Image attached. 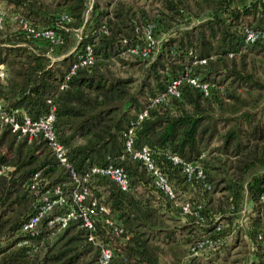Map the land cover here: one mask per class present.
Wrapping results in <instances>:
<instances>
[{"label":"trees","instance_id":"obj_1","mask_svg":"<svg viewBox=\"0 0 264 264\" xmlns=\"http://www.w3.org/2000/svg\"><path fill=\"white\" fill-rule=\"evenodd\" d=\"M90 2L88 8V0H0L5 9L0 26L4 108L16 109L18 118L35 119L53 106L56 139L78 177L94 164L124 168L125 189L94 173L80 183L87 187L81 205L92 200L103 204L122 224L123 231L115 236L102 220L105 214L96 216L102 242L113 249L109 264H264V242L255 236L264 233V37L243 41L245 26H264V0ZM60 13L69 17L64 23L68 30L60 26ZM13 15L59 30L64 41L55 52L70 47L74 28L81 27V37L75 49L51 59L48 44L25 38ZM148 23L153 33L165 34L154 58L145 63L126 49L142 41ZM85 43L92 46L93 62L76 66L67 76L75 50ZM116 63L141 64L139 77L116 74L111 67ZM189 77L206 82V93ZM173 79L178 80V94L166 93L164 100L152 102ZM143 109L146 114L136 122ZM130 125L132 147L150 149L177 197L200 205L202 221H180L181 216L160 211L144 164L124 149L123 131ZM171 154L198 162L209 187L198 179L187 181ZM1 167L0 264H97L99 247L86 239L78 218L62 228L47 224L49 216L72 204L70 191L76 183L46 140L17 136L2 126ZM53 185L60 186L63 201L41 215L33 231L24 230L41 194ZM243 205V235L255 240L253 258L246 263L244 250L237 247L241 228L233 221ZM223 219L220 232L212 233ZM230 231L232 239L222 253L182 259L186 245L201 235ZM164 254L168 258L162 259Z\"/></svg>","mask_w":264,"mask_h":264},{"label":"built area","instance_id":"obj_2","mask_svg":"<svg viewBox=\"0 0 264 264\" xmlns=\"http://www.w3.org/2000/svg\"><path fill=\"white\" fill-rule=\"evenodd\" d=\"M5 9L0 5V26L4 16ZM17 18L20 31L25 38L30 39H41L48 44L47 53L49 56L50 52H54L63 44L64 38L61 32L52 27H37L31 24V22L23 16L13 15ZM59 20L61 27L64 30L69 28L64 24L69 20L66 13L59 14ZM153 24L148 23L142 28L141 42H136L127 46L126 52L134 55H138L141 59H147L151 52L157 49L159 41L155 38L153 33ZM75 34L80 38V28H74ZM264 37V26L263 27H251L245 26L243 30V41L244 43H250L258 38ZM73 50V49H72ZM71 49L66 53L68 54ZM61 57V56H60ZM59 57V58H60ZM93 49L91 44L85 43L79 49L75 50V57L71 62L67 76L72 73L76 66H85L93 62ZM199 61H204L200 59ZM3 76V71L0 69V77ZM189 81L200 87L204 93L207 91L206 82H197L196 77H189ZM178 80H171L166 88V92L157 94L152 102L162 101L165 99V94L169 93L172 95L178 94ZM16 109L7 111L4 108L3 102L0 98V128L7 126L10 131L15 132L17 136L26 135L27 139L40 135L48 143L55 159L66 167H69L71 175L75 179L76 186L70 191L72 204L63 213H55L47 218L48 225H55L57 228L64 227L70 219L78 218V226L85 229L86 239L93 245L99 247L97 264H109V260L112 256L113 249L111 246L106 245L100 238V232L96 226V216L98 213H104L102 220L104 224L110 229L111 233L118 236L123 231L120 220L108 214L107 207L103 204H96L94 200L91 201L90 205H81V200L85 194H87V187L80 185L81 181H85L89 174H101L106 175L114 180L120 188L125 189L128 186V176L126 171L121 165L113 163L94 164L90 167L89 171L78 177L70 168L67 158L65 155V148L56 139L55 129L53 126V106L49 108V111L38 118L31 119L26 115H22L18 118ZM146 114V109L141 110L137 113L136 122ZM133 125L128 126L123 131V145L124 149L128 151L133 158L139 159L144 164L146 171L149 173L152 183V188L155 193L162 196L171 205L177 208V212L182 217L194 218V220L202 221L203 217L199 214L200 205L192 204L188 200L178 199L174 187L169 182L167 175L162 167L156 164L154 157L150 149L146 145L133 148ZM121 157V156H120ZM170 159L172 163L178 164L181 171L187 181L198 179L202 181V185L209 187V184L204 181V173L200 164L196 161L187 160L180 157L177 154H171ZM3 167L0 168V172L3 171ZM36 173L33 174V183L30 187L33 188L35 183ZM63 193L59 185H53L47 187L41 194V201L35 205V210L29 216V218L22 224V228L27 231H33L35 224L39 220L40 216L45 212L49 211L51 206L55 203H61L63 201ZM76 206V207H75ZM224 226L223 222H216L212 233L220 232ZM257 240L264 242V233L258 231L256 233ZM227 240L226 236L219 234L208 235L203 234L193 242L187 245V257L197 255L203 251L204 253H215L220 249L223 241ZM23 243V242H21ZM248 244L252 251L255 250V240L248 237ZM251 251V252H252Z\"/></svg>","mask_w":264,"mask_h":264},{"label":"rangeland","instance_id":"obj_3","mask_svg":"<svg viewBox=\"0 0 264 264\" xmlns=\"http://www.w3.org/2000/svg\"><path fill=\"white\" fill-rule=\"evenodd\" d=\"M90 1L91 0H88V4H87V7L88 8L90 7V3H91ZM0 5L3 7V5L1 3H0ZM78 28H80V27H78ZM73 32H74V34L72 36H70V39L68 41V43L70 44V47L68 49H71V50L72 49H75V46H76V44L78 43V41L80 39V38H78L76 36L75 30ZM80 32H79V34L81 36V33ZM164 34L165 33H163V31H161V30L154 32V36H155V38L159 42L162 39V37L164 36ZM58 48H60V47H58ZM155 51L156 50H154L153 52H151V55L147 59L143 60V62L146 63V62H149L150 60H152L154 58V56H155ZM124 55H130V54H128V53L125 52ZM140 66H141V64L140 65H136V66L129 67L127 64L121 65V64L116 63V64H114L111 67L114 69V71H115L116 74H119V75H128L129 74V75H132L133 77H139V75H140V69H139V67ZM174 189L176 191V188L175 187H174ZM156 198L158 200V203H157V201L155 203L159 206L160 211H163L164 213H166L170 217H172V215L173 216H181L177 212V208L174 207L173 205H171L170 202H168L162 196H160L159 194H156ZM178 199H182V198L178 196ZM246 213H247V208H246V206L243 205V209L241 211H239V213H238L239 216H236L235 218H233V221H236L237 223L239 222V226L241 228L240 237L239 238L242 237V239H239V241H238L239 244H238L237 247L242 248L244 250L242 259H244V257H245V259L243 261L245 263L248 262L251 258H253L252 253H251L252 250L250 249V246L248 244V236L247 235H243V233L245 232V219H243V218L244 217L246 218ZM180 218H181L180 221L188 220L187 217H182L181 216ZM222 222L224 223L225 220L223 219ZM224 225H225V223H224ZM232 233H233V231H230L228 233H223L222 235L219 234L221 236H226V238H227V240L223 241L222 245L220 246V249L218 250L219 251V254L223 252V250H224L223 247L225 248V245H227V243L232 239V236H231ZM250 238H252V237H250ZM2 242H4V241H2ZM186 252H187V248L185 249V252L184 253H186ZM203 253L204 252L201 251V253H199V254H203ZM240 255H242V254H240ZM240 255H237V256H240ZM165 258H168V256L164 254L162 256V259H165ZM227 264H228V262H227Z\"/></svg>","mask_w":264,"mask_h":264},{"label":"crops","instance_id":"obj_4","mask_svg":"<svg viewBox=\"0 0 264 264\" xmlns=\"http://www.w3.org/2000/svg\"><path fill=\"white\" fill-rule=\"evenodd\" d=\"M70 49H67L66 51H59V52H56L55 54L54 53H51V59H55V58H59L60 56H63L64 54H66ZM218 252H215V253H203V254H197V255H194V256H190V257H187V254L184 253L183 254V257L182 259L184 261H189L191 259H199V258H205L206 256H211V255H215V254H218ZM202 255V256H201Z\"/></svg>","mask_w":264,"mask_h":264}]
</instances>
